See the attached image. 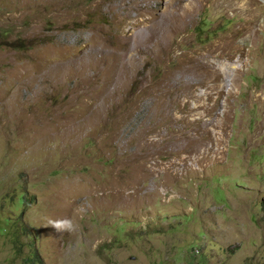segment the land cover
I'll use <instances>...</instances> for the list:
<instances>
[{
	"label": "rangeland",
	"instance_id": "rangeland-1",
	"mask_svg": "<svg viewBox=\"0 0 264 264\" xmlns=\"http://www.w3.org/2000/svg\"><path fill=\"white\" fill-rule=\"evenodd\" d=\"M36 262L264 264V0H0V264Z\"/></svg>",
	"mask_w": 264,
	"mask_h": 264
},
{
	"label": "trees",
	"instance_id": "trees-1",
	"mask_svg": "<svg viewBox=\"0 0 264 264\" xmlns=\"http://www.w3.org/2000/svg\"><path fill=\"white\" fill-rule=\"evenodd\" d=\"M23 200V202H24V199H22ZM36 264H37V262H36Z\"/></svg>",
	"mask_w": 264,
	"mask_h": 264
},
{
	"label": "bare ground",
	"instance_id": "bare-ground-1",
	"mask_svg": "<svg viewBox=\"0 0 264 264\" xmlns=\"http://www.w3.org/2000/svg\"><path fill=\"white\" fill-rule=\"evenodd\" d=\"M184 14V13H183Z\"/></svg>",
	"mask_w": 264,
	"mask_h": 264
}]
</instances>
